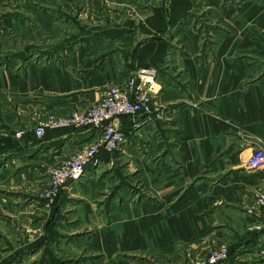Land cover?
<instances>
[{
	"label": "crops",
	"instance_id": "crops-1",
	"mask_svg": "<svg viewBox=\"0 0 264 264\" xmlns=\"http://www.w3.org/2000/svg\"><path fill=\"white\" fill-rule=\"evenodd\" d=\"M153 68L164 117L122 116L55 204L49 166L97 137L40 119L82 112ZM22 131L18 136L17 132ZM264 0H0V264H263ZM154 259V260H153ZM153 260V262H152Z\"/></svg>",
	"mask_w": 264,
	"mask_h": 264
},
{
	"label": "built area",
	"instance_id": "built-area-1",
	"mask_svg": "<svg viewBox=\"0 0 264 264\" xmlns=\"http://www.w3.org/2000/svg\"><path fill=\"white\" fill-rule=\"evenodd\" d=\"M160 85L156 81L153 68L140 70L123 84H111L104 98L85 111L73 112L64 116H50L40 119L36 134L43 137L47 128L90 127L98 133L96 139L78 149L70 158L57 162L47 169L48 181L41 197L47 204L53 205L63 190L81 182L91 164L99 163V155L103 150L111 152L123 150L125 141L121 128V117L126 115L145 114L149 119H162L164 109L158 100ZM18 136L22 131L17 132ZM249 169L264 168V146H257L247 159ZM248 213L255 216L258 222L252 227L264 230V192L255 195ZM260 257L264 264V250ZM230 258L229 247L220 244L204 257H199L191 264H224Z\"/></svg>",
	"mask_w": 264,
	"mask_h": 264
},
{
	"label": "rangeland",
	"instance_id": "rangeland-1",
	"mask_svg": "<svg viewBox=\"0 0 264 264\" xmlns=\"http://www.w3.org/2000/svg\"><path fill=\"white\" fill-rule=\"evenodd\" d=\"M204 256H206V255H204ZM204 256H202V257H204ZM188 258L193 259V260L197 259V257H195L194 255H192V256L191 255H188ZM153 260H152V262H153Z\"/></svg>",
	"mask_w": 264,
	"mask_h": 264
}]
</instances>
